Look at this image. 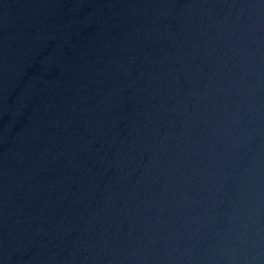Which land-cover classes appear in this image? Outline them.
I'll use <instances>...</instances> for the list:
<instances>
[{"label": "water", "instance_id": "water-1", "mask_svg": "<svg viewBox=\"0 0 264 264\" xmlns=\"http://www.w3.org/2000/svg\"><path fill=\"white\" fill-rule=\"evenodd\" d=\"M0 264H264V0H0Z\"/></svg>", "mask_w": 264, "mask_h": 264}]
</instances>
